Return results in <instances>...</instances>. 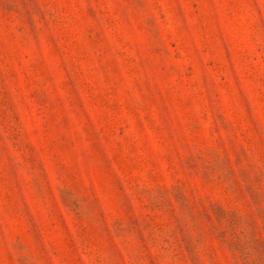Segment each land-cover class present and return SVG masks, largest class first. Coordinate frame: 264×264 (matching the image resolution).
I'll use <instances>...</instances> for the list:
<instances>
[{"label":"rangeland","instance_id":"1","mask_svg":"<svg viewBox=\"0 0 264 264\" xmlns=\"http://www.w3.org/2000/svg\"><path fill=\"white\" fill-rule=\"evenodd\" d=\"M0 264H264V0H0Z\"/></svg>","mask_w":264,"mask_h":264}]
</instances>
